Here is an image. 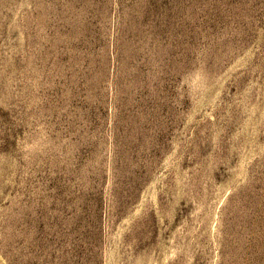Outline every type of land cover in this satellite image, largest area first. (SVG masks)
Here are the masks:
<instances>
[{"label":"rangeland","instance_id":"1","mask_svg":"<svg viewBox=\"0 0 264 264\" xmlns=\"http://www.w3.org/2000/svg\"><path fill=\"white\" fill-rule=\"evenodd\" d=\"M0 264H264V0H0Z\"/></svg>","mask_w":264,"mask_h":264}]
</instances>
